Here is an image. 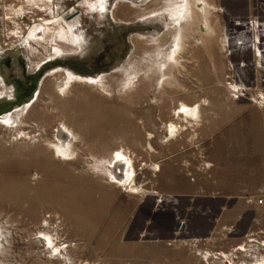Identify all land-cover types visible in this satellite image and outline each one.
<instances>
[{"label": "rangeland", "instance_id": "374dc122", "mask_svg": "<svg viewBox=\"0 0 264 264\" xmlns=\"http://www.w3.org/2000/svg\"><path fill=\"white\" fill-rule=\"evenodd\" d=\"M231 108L264 120V0H0V264H262L264 209L205 190Z\"/></svg>", "mask_w": 264, "mask_h": 264}, {"label": "crops", "instance_id": "0c3cea01", "mask_svg": "<svg viewBox=\"0 0 264 264\" xmlns=\"http://www.w3.org/2000/svg\"><path fill=\"white\" fill-rule=\"evenodd\" d=\"M245 112L244 109L231 108L223 113L218 124L221 126L219 136L208 153L212 164H227L223 168L228 173L231 163H240L237 164L240 170L232 176L219 173L205 183V190L211 196L220 195L224 201L221 210L229 213V220L222 223L214 220L215 227L216 224L230 227L233 220L245 216L248 211L256 213L259 208L246 204L245 197L264 193V120L257 117L255 108L249 110L248 116H241ZM211 163L207 165L212 167L214 164Z\"/></svg>", "mask_w": 264, "mask_h": 264}, {"label": "bare ground", "instance_id": "6f19581e", "mask_svg": "<svg viewBox=\"0 0 264 264\" xmlns=\"http://www.w3.org/2000/svg\"><path fill=\"white\" fill-rule=\"evenodd\" d=\"M170 58H169V60H170ZM67 73L69 74V76L71 75L74 79H76L78 81H86L88 83H94V82H96L95 80L97 79L96 77H91L88 74L87 75H84V76L83 75H80V74L76 75L77 73H75L73 71H69ZM175 114L178 115V116L181 115L182 117H184V119L188 118V119H192L193 120L195 117H197L196 109L195 108H189L187 106L186 107H184V106L181 107L180 109H178L175 112ZM175 129H176L175 126H173V125L170 126V131H171L170 132V136L172 138L175 135V132H176ZM51 147L54 149L55 155L57 157L58 156H62V153H61L62 150L59 147H56L54 145L51 146ZM129 168H131V164H130ZM127 173H128V178H127L126 181H115V180H113L112 181V184H114L116 186H123V188H125L126 189V192H128V193H135V194H137L138 191H139V188L134 186L135 174L132 172V169H130ZM222 256H224V255L222 254ZM262 264H264V262Z\"/></svg>", "mask_w": 264, "mask_h": 264}, {"label": "built area", "instance_id": "2783aa9c", "mask_svg": "<svg viewBox=\"0 0 264 264\" xmlns=\"http://www.w3.org/2000/svg\"><path fill=\"white\" fill-rule=\"evenodd\" d=\"M246 204L255 206L259 209H264V193L256 195H247L245 197Z\"/></svg>", "mask_w": 264, "mask_h": 264}]
</instances>
